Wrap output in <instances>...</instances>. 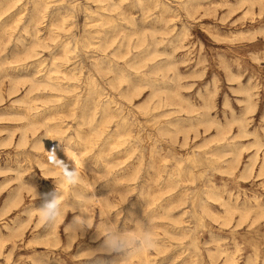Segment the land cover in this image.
I'll use <instances>...</instances> for the list:
<instances>
[{"label":"rangeland","instance_id":"1","mask_svg":"<svg viewBox=\"0 0 264 264\" xmlns=\"http://www.w3.org/2000/svg\"><path fill=\"white\" fill-rule=\"evenodd\" d=\"M45 1L34 37V0H0V264H264V0ZM46 129L106 212L40 164Z\"/></svg>","mask_w":264,"mask_h":264},{"label":"bare ground","instance_id":"2","mask_svg":"<svg viewBox=\"0 0 264 264\" xmlns=\"http://www.w3.org/2000/svg\"><path fill=\"white\" fill-rule=\"evenodd\" d=\"M110 7L111 6H114L115 5V2H113V0H110ZM42 6H45V8L47 9V7H48V5H47V2L45 1V0H34V2H33V11H32V18H31V22L33 23V25L31 26V32L33 31V32H35L33 35H34V37H37V32H38V28H39V21L44 17V11H45V8H43ZM113 9V8H112ZM111 9V10H112ZM108 11H110L109 9H108ZM130 15V14H129ZM201 15V14H200ZM199 16V15H198ZM146 18V17H145ZM168 22V21H167ZM155 24V23H154ZM64 27V26H63ZM118 28H120V27H118ZM64 29V28H63ZM171 30V29H170ZM31 34V35H32ZM112 36V35H111ZM118 36H119V34H118ZM113 37H115V36H113ZM117 38V37H116ZM109 39H110V37H109ZM37 41V40H36ZM39 41V40H38ZM34 42V41H33ZM32 42V43H33ZM104 42V41H103ZM110 42H112V41H110ZM109 42V43H110ZM21 43H23L22 41H21ZM34 43H37V42H34ZM34 43H33V45H34ZM40 43V41L38 42V44ZM106 43V42H105ZM128 43H129V38H127V35H126V41H125V46H126V44L128 45ZM25 44V43H24ZM104 44V43H103ZM29 45V44H28ZM107 45H110V44H107ZM106 44H105V47H108ZM114 45V44H113ZM113 45H111V46H113ZM185 45V44H184ZM21 47V46H20ZM29 47V46H28ZM31 47H33V46H31ZM110 47V46H109ZM34 48V47H33ZM103 48V47H102ZM19 48H17L16 49V51L18 50ZM117 49V48H116ZM115 49V50H116ZM30 48L29 49H26V50H23L24 52H25V54L26 55H29L28 53H30ZM103 50H104V48H103ZM34 51V50H33ZM123 51V50H122ZM20 52H21V50H20ZM19 51L16 53L17 55H15V57L16 56H18L19 57V55H18V53H20ZM127 52V51H126ZM114 53V52H113ZM120 53V52H119ZM154 54L155 53V50L153 51V52H151V51H149V50H147V54ZM32 54H33V52H32ZM35 54V53H34ZM122 54V53H121ZM20 55H21V53H20ZM37 55V54H36ZM21 56H23V55H21ZM30 56V55H29ZM28 56V57H29ZM122 57V56H121ZM22 58V57H21ZM24 58V57H23ZM27 58V57H26ZM25 58V59H26ZM64 58V57H63ZM17 59V58H16ZM66 59H67V57H66ZM145 59V58H144ZM4 60V59H3ZM15 60V59H14ZM20 60V59H19ZM21 60H23V59H21ZM8 61V60H7ZM7 61H4V63H6ZM16 61V60H15ZM14 61V62H15ZM134 61H135V59H134ZM140 61H142V58L140 59ZM9 62V61H8ZM137 62H139V60L137 61ZM144 62V61H143ZM141 63V62H140ZM4 68H6V67H4ZM166 68H169V66H167L166 65ZM3 69V68H2ZM57 73V72H56ZM71 73V72H70ZM232 73V72H231ZM20 74V73H19ZM4 76H6V77H8V76H10V85H11V89H14V90H16L17 91V89H18V84L23 80V78H22V76H19V75H16V76H14V75H10L9 73H6L5 72V74H4ZM34 76V75H33ZM24 78H26V77H24ZM29 78V81H30V83H31V88L35 85V83H36V78L35 77H32V75H31V77H28ZM28 80V79H27ZM46 82H48L52 87H54V88H56L58 85H57V83L56 82H53V81H50V80H45ZM37 83H39V82H37ZM241 86V85H240ZM242 87V86H241ZM9 88V87H8ZM30 88V89H31ZM165 89H168V88H166V87H160V88H155V90L154 91H158L159 93L161 92V91H164ZM170 89V88H169ZM32 90H33V88H32ZM171 90H175V89H171ZM170 90V91H171ZM167 92H170V91H168V90H166ZM176 92V91H175ZM13 93H15V91L13 92ZM248 93V92H247ZM250 93V92H249ZM255 93V92H254ZM253 93V94H254ZM124 94L127 96V91L126 92H124ZM179 94V93H178ZM169 95V94H168ZM174 95V94H173ZM180 96V95H179ZM181 97V96H180ZM183 98V97H182ZM186 98V97H185ZM92 101H94V100H92ZM96 102V101H95ZM188 102V101H187ZM193 102V101H192ZM191 103V102H190ZM204 103H206V102H204ZM158 104V103H157ZM95 105V104H94ZM196 105V104H195ZM256 105V104H255ZM86 107V106H85ZM95 107V106H94ZM211 107V106H210ZM33 108H35L33 105H32V103H31V100L30 101H27V104L24 106V108H23V110L22 111H19L17 114H19V115H21L22 116V118H26V119H28V125L27 126H30L32 129H33V132L35 133L36 132V130H37V125H38V123H37V121L33 118V117H31V115H30V111L33 109ZM96 108V107H95ZM107 108V107H106ZM208 108V107H207ZM93 109V108H92ZM90 110L89 112H86V114H85V119H86V123L87 124H89V125H91V123H92V121H93V119L95 118L94 117V112H93V110ZM34 110V109H33ZM95 110V109H94ZM108 111H109V108H108ZM85 112V111H84ZM212 114V113H211ZM110 116V115H109ZM111 117V116H110ZM249 117V116H248ZM232 118V117H231ZM246 119V118H245ZM248 119V118H247ZM202 120H204V119H202ZM213 120V119H212ZM208 121V120H207ZM243 122V121H242ZM209 124V123H208ZM57 125V124H56ZM221 125V124H220ZM211 126V125H210ZM119 128H120V126H118ZM212 127V126H211ZM118 128V129H119ZM127 128V127H126ZM125 128V129H126ZM183 129V128H182ZM248 129V128H247ZM120 130V129H119ZM119 130H118V132H119ZM241 130H242V128H241ZM220 131V130H219ZM256 131V130H255ZM219 133V132H218ZM235 133V132H234ZM61 134H63V133H61ZM118 134V133H117ZM243 134V133H242ZM249 135V134H248ZM247 135V136H248ZM111 137V136H110ZM260 138V137H259ZM27 139H28V136H27V129L24 127L23 129H22V131H21V136H20V143L21 144H23V143H25V142H27ZM111 139V138H110ZM72 143V142H71ZM71 143L69 144V143H67V142H64V139L63 138H61V137H59V136H54V135H52V133H51V129H46V131H45V133H44V135H42L41 137H39V138H37L36 139V142H35V144H34V147H36V148H43L44 149V151H45V154H44V158L42 159V160H40V164L42 165V166H45L46 168H47V173L48 172H50V173H62L61 172V167L64 165V163L65 162H71L73 165H74V168L75 169H77V171H75V174L77 175V178H79L81 181H82V183L85 185V186H87L86 188L88 189V191L89 192H83V191H80V190H78L77 189V192H76V194L77 195H81V196H83L86 200H93L96 204H98L100 207H101V210L102 211H104V212H106V205L109 203V199L106 197V196H104L103 194L102 195H100V194H98L96 191H95V189H94V186H93V183H94V180H91L90 179V177H89V175L86 173V172H81L76 166L77 165H83L84 167H86V168H88V169H90V170H92V172H96V170L92 167V166H89L88 164H86L84 161H83V159H82V156L80 155V153H78L77 151H76V149L73 147V146H71ZM112 147V143H111V141L110 142H108V144H107V146L105 147V149H104V151H103V154L104 153H106V156H105V158L107 159V161H108V163H110V160H108L109 159V157H108V155H107V153L109 152L108 150L110 149ZM110 155V154H109ZM49 157H55V160H52V159H49ZM256 158V157H255ZM238 159H239V155H236V157L234 158V160L236 161V162H238ZM255 160V159H254ZM76 165V166H75ZM110 165V164H109ZM233 165V164H232ZM253 165H254V162L253 163H249L248 165H247V169H250V171H251V168L253 167ZM80 168V167H79ZM87 170V169H86ZM249 171V172H250ZM97 173V172H96ZM65 180H66V178L64 177V175H63V179L61 180L62 181V183L65 185ZM49 190V189H48ZM62 190V189H61ZM52 193H54V192H52ZM55 195V194H54ZM54 197V196H53ZM16 198V197H15ZM55 198H58V195H55V197L54 198H52V199H55ZM230 204V203H229ZM9 206V205H8ZM113 226V225H112ZM113 228H114V226H113ZM112 228V229H113ZM116 230V229H115ZM146 231V230H145ZM144 231V232H145ZM147 234H148V232H147ZM145 246V245H144ZM143 261H144V263L145 264H148V262H149V260H148V257H147V255H145V251H144V253H143ZM232 260L234 261V259L232 258Z\"/></svg>","mask_w":264,"mask_h":264},{"label":"clouds","instance_id":"3","mask_svg":"<svg viewBox=\"0 0 264 264\" xmlns=\"http://www.w3.org/2000/svg\"><path fill=\"white\" fill-rule=\"evenodd\" d=\"M41 218L44 220H48L52 217H58L59 215V205L56 199H52L47 201L41 209Z\"/></svg>","mask_w":264,"mask_h":264},{"label":"snow or ice","instance_id":"4","mask_svg":"<svg viewBox=\"0 0 264 264\" xmlns=\"http://www.w3.org/2000/svg\"><path fill=\"white\" fill-rule=\"evenodd\" d=\"M49 159L55 160V157H49Z\"/></svg>","mask_w":264,"mask_h":264}]
</instances>
